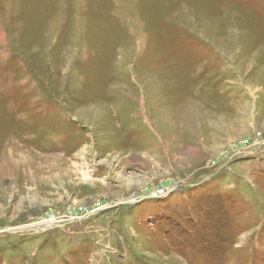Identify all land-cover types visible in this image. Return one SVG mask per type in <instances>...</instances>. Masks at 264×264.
Listing matches in <instances>:
<instances>
[{
    "label": "rangeland",
    "instance_id": "374dc122",
    "mask_svg": "<svg viewBox=\"0 0 264 264\" xmlns=\"http://www.w3.org/2000/svg\"><path fill=\"white\" fill-rule=\"evenodd\" d=\"M0 264H264V0H0Z\"/></svg>",
    "mask_w": 264,
    "mask_h": 264
},
{
    "label": "bare ground",
    "instance_id": "6f19581e",
    "mask_svg": "<svg viewBox=\"0 0 264 264\" xmlns=\"http://www.w3.org/2000/svg\"><path fill=\"white\" fill-rule=\"evenodd\" d=\"M47 224V223H46ZM44 229H46V227H44Z\"/></svg>",
    "mask_w": 264,
    "mask_h": 264
},
{
    "label": "built area",
    "instance_id": "2783aa9c",
    "mask_svg": "<svg viewBox=\"0 0 264 264\" xmlns=\"http://www.w3.org/2000/svg\"><path fill=\"white\" fill-rule=\"evenodd\" d=\"M51 222V221H50ZM46 228H48L47 226H46Z\"/></svg>",
    "mask_w": 264,
    "mask_h": 264
}]
</instances>
